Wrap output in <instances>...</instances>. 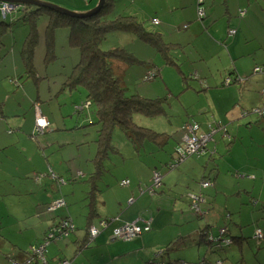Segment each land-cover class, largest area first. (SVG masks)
I'll return each instance as SVG.
<instances>
[{"label": "crops", "instance_id": "1", "mask_svg": "<svg viewBox=\"0 0 264 264\" xmlns=\"http://www.w3.org/2000/svg\"><path fill=\"white\" fill-rule=\"evenodd\" d=\"M45 1L80 12L90 9V4L94 2V6L98 0H89V3L84 0ZM163 2L170 4L167 0ZM217 2L224 3L223 6L226 7L221 13L223 20L225 16L229 17L227 21L224 20L226 25L233 16L241 19L238 29L234 26L226 28L224 21L222 26L214 22L219 16L212 13ZM198 3L199 0H176L174 6H167L165 14H173L179 10L182 22L185 23L176 28L188 29L191 28L189 22L197 20ZM204 4L205 16L201 21L206 31L202 32L203 37L199 41H192V55L199 61L194 67L188 66L187 72V77L193 82L186 83L185 89L176 97L177 103L188 108L187 115L181 123L174 124L175 132L168 133L174 138L176 145L184 135V130L181 129L183 122H197L202 131L207 130L209 124L216 126V133L208 142L206 153L189 156L177 167L170 169L165 165V156L162 158L158 153L164 150V144L169 139L159 143L158 149L153 141H145L136 147L125 137L123 141H119V147L114 145L115 150H107L109 154L108 158L107 155L104 158L105 174L110 175L112 172L116 180L102 185V193L97 198L96 206L99 216L89 220L86 218L89 211L86 178L95 168L98 128L93 123L95 117L90 115L89 108L79 109L86 100L75 105V112L79 113L77 117L72 115L73 106L67 104V97L75 101L81 93L75 98L74 90H67L62 83L56 96L61 94L59 97L62 96L64 106L58 108V117L53 111L36 104L31 109L33 112L27 124L24 120L14 121L13 126L18 133L7 131L10 136L6 132L1 136L0 264H13L10 256L16 260L23 259L26 250L42 239L49 225L58 217L64 216L71 218L75 230L68 237L49 245L47 258L51 261L65 256L71 258V264H198L200 256L204 255L205 263L221 259V264H254L252 260L257 255L255 264H264V113L257 116L251 111L254 107L264 109V71L254 72L255 66L264 68V0H205ZM158 6L159 4L153 6V10L145 13L138 5V11L134 9L126 14L142 19L145 17L146 20L148 18L150 25L159 27L158 31H154L159 32L169 50H172L178 44L166 39L173 29L169 26V21L166 19L165 22L163 19L165 15L163 16ZM140 10L143 11L141 15ZM240 10H244V14L238 16ZM152 18L158 19L157 24H152ZM248 27L251 28V33L247 39ZM146 28L151 31V28ZM228 29H234L235 32L229 34ZM58 31L66 33V30L58 29L55 32ZM129 33L140 41L137 44L139 47L147 50L146 44L153 49L147 58L141 60L153 64V67L147 66L144 69L142 81H154L165 70L161 60L162 53L135 34ZM45 40L44 36L40 38L44 44ZM40 41L38 38L37 42ZM56 46L55 38V55ZM216 54L222 56H219V62L214 63L213 56ZM56 58L57 55L50 63ZM5 60L1 63L9 64ZM128 66L120 64L119 70L123 75ZM176 67L181 73L182 68L178 63ZM9 69L5 74L0 72V76L9 77L1 95L6 100L10 98L8 83L14 86L16 82H12V79L19 76H11ZM216 71L219 72L214 75ZM150 72L154 73V77L145 78ZM67 75H64V79ZM227 76L232 80L230 84H224ZM152 83L151 87L154 86ZM139 85L144 86V83ZM20 88L23 91V85ZM245 88L247 92L244 91ZM41 111L52 124L44 136L31 140L27 133ZM245 111L248 112L244 114ZM167 115L165 106L164 114L159 116ZM5 124L1 119V125ZM224 127L232 138L230 141L223 136ZM116 133L121 135L119 133L122 131ZM216 135L218 136L215 137ZM121 144L124 145L121 147ZM140 151H143L144 157L140 155ZM166 155L171 156L167 152ZM163 160L165 164L159 167L158 164ZM49 166L59 177L58 181L52 180L48 175L35 177L38 173L46 172ZM154 169L161 172V185L149 195L145 191ZM189 169L192 174L187 171ZM124 178L129 179L127 186L110 188ZM204 178L210 180V185L202 188L200 182ZM78 183L82 188H77ZM200 190L204 192L206 202L203 204V215L196 218L190 210L189 196ZM61 199L65 201L63 207L48 210L50 203ZM114 216L116 221L99 230L89 246L78 249L76 242L86 237L89 225L99 228L101 218ZM143 220L151 221L150 231L130 240L112 238L113 226L129 222L140 223ZM191 222V226L186 225L185 229L181 227ZM205 225H209L213 233L218 228L226 227L229 236L233 237L232 243L225 246L221 244V249L202 243L166 249V245L177 237L194 233ZM257 229H261L263 233V238L255 242L260 249L249 252L245 248L251 246V238L253 239ZM246 258H251V262Z\"/></svg>", "mask_w": 264, "mask_h": 264}, {"label": "trees", "instance_id": "2", "mask_svg": "<svg viewBox=\"0 0 264 264\" xmlns=\"http://www.w3.org/2000/svg\"><path fill=\"white\" fill-rule=\"evenodd\" d=\"M89 3V0H84ZM119 0H104L100 9H98L95 13L84 17H75L66 14H62L59 12H55L54 10L44 7V6H36L29 4H18L15 11H20V21L27 23L29 25V30L24 38L20 55L26 66L27 71L33 74V54L35 45L38 40V29H37V21L40 16H44L47 19L46 26V36H45V62L50 63L55 58L54 47H55V31L60 27H68L67 41L70 46L76 47L79 50V60L73 66L71 72L67 75V77L63 81V86L67 90H75L79 87H83L86 91V103H83L79 109H88L90 115L92 114L94 118L93 123L97 125L98 135L96 138L97 142V155L94 162V171L91 172L87 178L86 182L89 188V192H87V200H88V214L86 216L87 219L91 220L92 218H96L99 216V211L97 210V198L99 194L102 193V187H100V181L103 179L105 175L106 168L104 166V158L105 156L108 158L107 150L114 149V144L112 143L113 133L115 129H120L126 138L134 144V146H140L141 143L145 141H153L156 144H161L162 141L168 140L170 134L166 132H158L153 128L145 127L139 125V122L135 120V115L141 114L149 117L157 116L160 114H164L165 112V103L166 97H144L139 95L138 93L127 94L126 87L118 75V70L120 64L131 65L135 62L140 61L131 51H128L126 48L121 46L111 47L109 49H103L101 47L102 42L104 41L106 35L109 32L113 31H122V32H131L135 34L138 38L147 42L154 46L158 52H161L166 63L173 64L177 66L175 59L169 54L170 50L168 48V44L164 42L163 38L156 31H149L144 23L135 15L126 14V13H118L114 14L116 9V5ZM205 0H199L197 13L200 8L204 10V15L199 16V20H203L205 16V8L204 6ZM1 3V2H0ZM97 4V3H96ZM96 4L93 7L96 6ZM89 6V5H87ZM88 9V10H90ZM87 11V10H85ZM241 11V10H240ZM240 11L238 12V16L240 15ZM79 12V11H78ZM83 12V11H80ZM5 17L3 18L0 13V37L1 34L6 30V27L10 25ZM153 19V18H152ZM152 22V21H151ZM152 24H154L152 22ZM186 27V25H185ZM1 38H0V46H1ZM151 73V72H150ZM149 73V74H150ZM154 75V73L152 74ZM27 75L23 80H27L29 77ZM151 77V75H150ZM154 77V76H152ZM12 82L15 83V90L19 91V88L22 87V80H17L16 78ZM39 98V96H38ZM39 99L32 100L31 109H34L36 104H39ZM92 109V111L90 110ZM260 109V107H259ZM248 111H245L246 114ZM256 113L254 110L252 111ZM258 114V113H256ZM41 116L45 117L41 111ZM46 118V117H45ZM47 124L38 128L36 125V117L33 120V127L30 132L27 133L28 138L31 140H36L38 137L44 136L47 131L50 129L52 122L46 118ZM86 125V124H85ZM75 127L78 125H74ZM184 126V122L182 123V127ZM226 129V128H225ZM9 130L8 132H11ZM227 131V129H226ZM229 134V133H228ZM230 135V134H229ZM229 141L232 139L231 136L229 138L225 137ZM181 142H178L174 145L171 151V159L166 161L165 165L168 168L177 167L180 162L192 155L181 157L177 153V148ZM207 148V145H206ZM206 150L201 154H193V155H204ZM152 177L155 172H158L161 175V172L158 169H154L152 171ZM44 175L50 176V178L54 181H58L59 177L53 172L50 166L46 170V172H41L36 174V178L42 177ZM162 179V175H161ZM124 181H127L124 183ZM201 180L200 184L202 183ZM119 186H127L129 184V179L124 178L119 181ZM161 181L159 185H155L152 183V179L150 184L146 186V193L149 195L153 194L158 187H160ZM201 187L204 188L201 184ZM149 188H152V191H149ZM201 193L205 196L202 190L194 193ZM192 195V194H191ZM190 195V196H191ZM190 196H189V204H190ZM206 197V196H205ZM57 200H54L52 203L48 205V210L53 211L58 207H63L65 205V201L61 199L62 203L59 206L54 208H50ZM200 212L196 213L191 209L190 210L196 215V218L201 217L204 213L203 204L200 205ZM116 218L114 217H103L99 220V228H97L98 232L95 235L90 234L89 227L87 230V235L83 239L76 242L78 245V249H83L89 246L90 242L94 240V238L99 234V230L103 228H107L112 222H115ZM146 222H149V227L146 230H142L139 234L135 235L132 238H135L138 235L146 233L151 229V221L143 220V222L137 223L140 226H144ZM131 223V222H129ZM88 225V224H87ZM122 225V224H120ZM119 225H115L111 229V236L113 234V229L118 227ZM144 228V227H143ZM75 227L72 223L70 217H58L55 221H53L47 230L45 231L42 239L32 244L24 255V258L21 260L14 259L13 256H10V260L13 264H71V258L60 256L54 259V261L48 260V248L51 243L62 240L69 236L71 231H74ZM261 230V229H260ZM262 231V230H261ZM113 238V237H112ZM122 239V238H114L115 240H130ZM263 238V237H262ZM260 238V239H262ZM256 239V240H260ZM233 237L229 236L226 227L218 228L216 233H213L209 228V225H205L202 228H199L194 233L183 235L177 237L175 240L171 241L166 245V249H178L180 247L188 246L193 243L195 244H206L211 248L221 249V244L228 245L232 243ZM41 248V253H37L36 250ZM162 254V252H161ZM29 261V263H26ZM206 258L203 255L200 256V262L198 264H221V259H218L214 263L208 261L206 262Z\"/></svg>", "mask_w": 264, "mask_h": 264}, {"label": "rangeland", "instance_id": "3", "mask_svg": "<svg viewBox=\"0 0 264 264\" xmlns=\"http://www.w3.org/2000/svg\"><path fill=\"white\" fill-rule=\"evenodd\" d=\"M164 0H119L116 5V9L113 13L114 14H118V13H129L130 10H136L138 11V5L141 6L144 10L145 13L153 10V6H158V8H160L162 10L163 16L165 19L169 21V26L173 29L171 30V34L166 36V39L169 40L170 42L176 43L178 44L177 47H174L172 50H170V53L172 55V57L175 59V62L179 64L180 68H182V71L180 73V71L177 69V67L173 64H168L166 63V61L164 60V58L161 56V60L163 62V65L165 66V70L164 73L160 72L159 77H156L154 79V81L152 80L149 83H146L143 80V75H144V69L147 66H152L153 64L151 63H147V61L145 60H141V58L145 59L148 57V54L150 53V50H153L151 47H149V45L147 47V50L144 49V47H139L137 44H140V41H138V39H136L134 37V35L130 34L129 32H122V31H113V32H109L104 41L101 44V47L103 49H109L111 47H115V46H121L126 48L128 51H131L139 60V63H135V64H131L128 66V68L125 71V74L123 75V73L118 70V75L119 77H122V81L126 87V93L127 94H132L136 91V93H138L141 96L144 97H150V98H156V97H166V112H167V116H159L157 115L156 117H149V116H145V115H141V114H137L135 115V120L139 122V125L145 126V127H150L151 129L153 128L155 131L158 132H175L176 131V126H174L175 123H181L184 118H186L187 115V111L188 108L187 107H182L180 103L176 102V97L178 95V93L180 91H182L183 89H185V85L186 83H190L193 82L191 81L187 76V72L189 71L188 66L191 67L194 64H198V58L193 57L192 55V41L193 39H196V41H199L203 35L202 32L206 31L205 26L203 25L202 21L199 20V18L197 17L196 14V19L195 21L189 22V26H191V28L188 29H180L178 30L176 28L177 25H181L184 24L185 22H182V14L179 10H177L175 13L170 14L167 11V6H174L176 0H167L168 3H170L169 5L163 2ZM262 3V2H260ZM1 4V3H0ZM94 4V2L92 4H90L89 7H92V5ZM124 4V5H123ZM135 5H137L135 7ZM153 5V6H152ZM206 4H204L205 6ZM224 3H219L217 2V4L213 7L212 9V13L213 15L215 14L216 16H218V18L215 19L214 22H218L219 25L222 26L223 21H227L228 20V16H225L226 18L221 17V13L223 12V10H225V6H223ZM247 5V4H245ZM61 6V5H60ZM223 6V7H222ZM63 7V6H62ZM87 7V5H86ZM65 8V7H64ZM206 9V8H205ZM219 10H221L219 12ZM219 12V14H218ZM140 15L143 14V11L140 10L139 11ZM233 14V12L231 13ZM20 15L21 12L20 11H15L13 14H9L8 18L6 19L8 22H10V25H8L6 27V30L1 34V46H0V72H4L7 73V69H9L8 72H10L11 76L12 75H17L19 74L18 78H16L17 80H22V84L24 89L22 91V89L20 88V90L17 92V88H15V86H12L8 83V92L10 91L9 95L10 98L8 100L5 99V97H1L3 90L5 89V81H8L7 79H9V77H5V75L2 77L0 76V89H2V92H0V142L2 140L1 136L6 134L8 135L9 129L12 130V134H16L18 133L15 130V126H13V123L16 119L18 120H24V122L27 124L29 122V116L31 118V114L33 112V110H30V114L28 113L29 108H31L32 104V100H36L39 99V104L43 107V109H48L50 111H53L54 115L56 117L59 116L58 112V108L64 106L63 100H62V96L59 97L57 95V91L60 89V87L62 86L63 80H64V75H67V73H70L73 66L77 63V61L79 60V50L76 47L70 46L68 44L67 41V34H68V27H60L58 28V30H66L65 34L60 33V31H58L57 33L55 32V38L57 41V46H56V55L57 58L52 62V63H45L44 62V56H45V44L42 43L41 41L43 39L40 38L44 36L45 38V29L47 26V19L44 16H40L38 18L37 21V28H38V38L40 42H37L35 45V49H34V54H33V60H32V64H33V74L31 75L27 69L26 66L24 65V62L22 60V57L20 55V50L24 41V38L29 30V25L27 23L21 22L20 21ZM171 15H173L172 17H170ZM214 15V16H215ZM137 17V16H136ZM221 17V18H220ZM140 21H142L144 23L145 26L151 28V31H154L157 29H159L158 26H156V28H154L152 25H150L148 23V18L146 20V18L144 17L142 18H138ZM241 19H239V17L237 16H233V18L230 20V23L228 25H226L225 21L224 24L226 28L228 27H235L236 29L239 28L238 23L240 22ZM206 21V20H205ZM187 26V25H186ZM192 26L193 29H192ZM262 28H264V24H262ZM229 30V29H228ZM248 32L249 34L247 35V39L251 33V28L248 27ZM129 34V35H126ZM197 35V36H196ZM194 37V38H193ZM135 38V39H132ZM137 42V43H136ZM246 44L248 43V40L245 42ZM44 44V45H43ZM194 45V44H193ZM151 48V49H150ZM219 56H222V54H216L215 56H213V62L217 63L219 62ZM250 56V55H249ZM4 59H6L9 64L7 63H1ZM5 60V61H6ZM224 61V60H223ZM156 64V62H154ZM194 67V66H193ZM18 68V70H16ZM222 68V67H221ZM142 70V72H141ZM15 71V72H14ZM14 72V74H13ZM219 72V71H218ZM217 71L214 72V75L216 73H218ZM152 74L150 73L147 76L151 75L152 78ZM27 75H29L27 80H23L24 77H26ZM123 75V76H122ZM185 75V76H184ZM145 76V78L147 77ZM149 78V79H151ZM15 79V78H14ZM153 82V83H152ZM140 83H144V86H140ZM153 84L154 86L151 87L150 84ZM142 87V88H141ZM51 88V89H49ZM144 89V90H143ZM251 89V88H250ZM143 91H145V93H143ZM245 92L246 88L244 89ZM75 95V98L78 97V94L81 93V95L74 101L73 99H70L69 97H67V104L68 105H72L73 109L72 111V115L77 117V113L75 112V105L77 103H80L84 100H86V91L83 87H79L78 89H75L73 92ZM146 93L148 95H146ZM244 95V92H242ZM18 94V96H17ZM50 95L52 97H50ZM39 96V98H38ZM55 96V98H54ZM69 96V95H68ZM73 100V101H71ZM259 108V107H254L251 109V111H253L254 109ZM92 111V109H90ZM67 111V110H65ZM68 112V111H67ZM93 112V111H92ZM69 113V112H68ZM256 114V113H254ZM25 115V116H24ZM257 116H261L259 114H256ZM85 116V115H82ZM159 116V117H158ZM67 118L70 119V116H68ZM94 118V117H93ZM1 119H2V123H6L5 126L1 125ZM172 120V121H170ZM153 125H152V124ZM185 123H197V122H184ZM90 126V125H88ZM172 126H174L173 130H171ZM183 127L181 126V129ZM225 129V127H224ZM184 130V135L186 134V129H182ZM226 130V129H225ZM116 132H120V129H115L114 133H113V144L115 146L119 147V141H123L124 138L126 137L125 134L119 133L121 135H117ZM171 132V133H172ZM204 131H202L201 129L198 130V133H202ZM223 132V136L226 137ZM216 133V132H215ZM214 133V134H215ZM169 134V133H168ZM213 134V136H214ZM183 135V137H184ZM10 136V135H8ZM212 136V139H213ZM218 135H216L215 137H217ZM171 134L170 137L168 138L169 141L164 144V150H160L158 153L162 155V158H166V161H169L171 159V156L166 155L169 153L171 155V151L173 149V145H174V138H171ZM171 138V139H170ZM211 139V140H212ZM209 140V141H211ZM208 144V143H207ZM124 144H121V147ZM156 148L160 149L158 144H155ZM146 149H149V146H146ZM123 150L125 151V149L123 148ZM224 152V149H223ZM130 153V152H129ZM144 153L143 151H140V155L142 156ZM145 155H143L144 157ZM164 163L160 162L158 164L159 167H162ZM223 166V165H222ZM190 172V174H192V170H187ZM200 178V176H198ZM197 177V180L199 179ZM212 178V175H211ZM113 180H116L114 178L113 173L111 172L110 175H104L103 179H101L100 181V187L105 186L107 182H111ZM209 179L204 178L203 181H207ZM202 181V182H203ZM210 181V180H209ZM86 184V183H84ZM183 185V184H181ZM77 188H82V186L78 183L77 184ZM110 188H121V186H119V184L116 182L115 186H110ZM181 189V188H178ZM155 191V190H154ZM222 196H220L221 198ZM206 198V197H205ZM245 198V196H244ZM234 200V199H233ZM220 201V199H219ZM248 201L250 202L251 200ZM206 202V201H205ZM204 223V222H203ZM193 222L188 223V224H184L183 226H181L183 229H185L186 225H192ZM258 230V229H257ZM256 242V238L253 236V239L251 238V246L250 247H246L245 250L247 251H251L252 252H257L260 248L257 247V245L255 244ZM230 246V245H229ZM264 249V246L262 247ZM222 256V254H221ZM255 257V256H254ZM255 258H258V256L256 255ZM255 258H253V260L251 258H246L248 262H251L255 264Z\"/></svg>", "mask_w": 264, "mask_h": 264}, {"label": "built area", "instance_id": "4", "mask_svg": "<svg viewBox=\"0 0 264 264\" xmlns=\"http://www.w3.org/2000/svg\"><path fill=\"white\" fill-rule=\"evenodd\" d=\"M16 8H17V5H10L7 2H1L0 13H1L2 17L5 18L8 16V14L15 11ZM198 14H199V16H203L204 10L202 8H200L198 11ZM243 14H244V10H241L240 15H243ZM152 22L154 24H157L158 19L153 18ZM234 32H235L234 29L228 30L229 34H233ZM263 71H264V68L261 66H255L254 67V72H263ZM146 78L149 79L151 77L147 76ZM231 82H232V80H231V78H229V76H227L224 79V84H230ZM254 111L256 113H258L259 115H262L264 113V109H261V108L260 109L256 108V109H254ZM46 124H47L46 118L41 116L40 114H38L36 116L37 127L42 128ZM183 128L186 129V134L182 138V141L177 148V153L180 156V158L185 157V156H189V155H193V154L203 153L206 149L207 143L209 142V140L212 139L213 134L217 130L216 126L209 124L207 130H205L202 133H198V130L200 129L198 123H185ZM223 131L225 133L224 135L227 138H229L230 135L228 134V132L224 128H223ZM160 181H161V175L158 172H155L153 174V177H152V183L155 185H159ZM126 182L127 181H124V183H126ZM201 184L203 187H207L210 185V181L209 180L203 181ZM149 191H152V188H149ZM205 201H206V198H205V196H203V194H201V193L192 194L190 196L191 209L194 212L199 213L201 210L200 205L204 204ZM61 204H63L62 201L57 200L50 208H54V207L59 206ZM143 227L140 226L139 224H137L136 222L124 223V224L119 225L118 227H115L113 229L112 237L113 238H122V239L132 238L135 235L139 234L142 230L148 229L149 222H146V224ZM89 232H90V234L95 235L98 232V230L96 227L92 226V227H90ZM254 237L256 239L262 238L263 237L262 231L260 229L256 230ZM40 250H41V248L36 250V252L37 253L39 252V254H40L41 253ZM26 263H29V261H26Z\"/></svg>", "mask_w": 264, "mask_h": 264}, {"label": "water", "instance_id": "5", "mask_svg": "<svg viewBox=\"0 0 264 264\" xmlns=\"http://www.w3.org/2000/svg\"><path fill=\"white\" fill-rule=\"evenodd\" d=\"M0 2H7L10 5L29 4V5H36V6H44V7H48L50 9L54 10L55 12H59L62 14L75 16V17H84V16L90 15L92 13H95L98 9H100L104 0H98L95 7H93L90 10L83 11V12L69 10L67 8L60 6V5H57L55 3L48 2L45 0H0Z\"/></svg>", "mask_w": 264, "mask_h": 264}]
</instances>
